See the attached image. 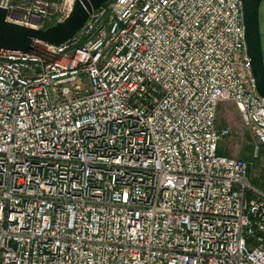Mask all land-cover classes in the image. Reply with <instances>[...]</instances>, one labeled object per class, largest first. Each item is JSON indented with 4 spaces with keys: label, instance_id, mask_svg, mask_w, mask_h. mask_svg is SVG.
I'll list each match as a JSON object with an SVG mask.
<instances>
[{
    "label": "built area",
    "instance_id": "1",
    "mask_svg": "<svg viewBox=\"0 0 264 264\" xmlns=\"http://www.w3.org/2000/svg\"><path fill=\"white\" fill-rule=\"evenodd\" d=\"M73 1L0 7L44 28ZM222 103L264 149L241 0H108L59 44L0 50V264H264Z\"/></svg>",
    "mask_w": 264,
    "mask_h": 264
},
{
    "label": "water",
    "instance_id": "2",
    "mask_svg": "<svg viewBox=\"0 0 264 264\" xmlns=\"http://www.w3.org/2000/svg\"><path fill=\"white\" fill-rule=\"evenodd\" d=\"M108 0H74L69 14L44 28H34L5 19L7 10L0 7V50L27 52L36 43L59 44L71 38L86 21L89 13ZM263 0H241L245 42L250 57L255 89L264 97V57L260 31V6Z\"/></svg>",
    "mask_w": 264,
    "mask_h": 264
},
{
    "label": "rangeland",
    "instance_id": "3",
    "mask_svg": "<svg viewBox=\"0 0 264 264\" xmlns=\"http://www.w3.org/2000/svg\"><path fill=\"white\" fill-rule=\"evenodd\" d=\"M260 31L261 43L264 57V0L260 6ZM216 124L218 127L226 126L230 129V134L221 138L219 147L228 156L244 158L243 153L246 149L251 151V157L244 158L251 162L249 171L264 172V155L260 158L261 164L253 163L260 154V146L251 133L247 125L240 118L238 111L232 103H222L216 114ZM251 177V173H250Z\"/></svg>",
    "mask_w": 264,
    "mask_h": 264
},
{
    "label": "trees",
    "instance_id": "4",
    "mask_svg": "<svg viewBox=\"0 0 264 264\" xmlns=\"http://www.w3.org/2000/svg\"><path fill=\"white\" fill-rule=\"evenodd\" d=\"M220 105L221 104H219L218 107H217V112L220 109ZM218 152L221 153V154L227 155L226 152L223 151L219 146H218ZM263 155H264V149H263L262 146H260V154H259V156L256 158V160L253 163H255V165L256 164L260 165L261 164L260 158ZM243 157L244 158L251 157V151L249 149H246V151H244V153H243ZM261 171H263V170H261ZM261 171L260 172H256V171H251L250 170V173H251L250 180L257 187H260V188L264 189V172L261 173Z\"/></svg>",
    "mask_w": 264,
    "mask_h": 264
}]
</instances>
